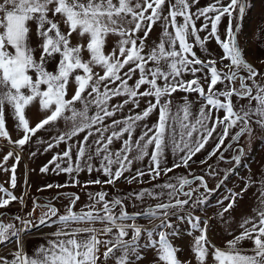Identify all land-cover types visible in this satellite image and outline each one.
Returning a JSON list of instances; mask_svg holds the SVG:
<instances>
[{
  "label": "snow or ice",
  "instance_id": "snow-or-ice-1",
  "mask_svg": "<svg viewBox=\"0 0 264 264\" xmlns=\"http://www.w3.org/2000/svg\"><path fill=\"white\" fill-rule=\"evenodd\" d=\"M198 3L199 0H0V138L22 149L39 130L63 119L69 126L54 138L55 143L70 141L81 133L85 135L77 144L75 166L71 146L49 163H55V170L71 176L73 172L78 175L85 167L91 173V161L99 159L96 171L106 179L90 180L83 185L87 187L89 184L114 186L125 172L132 171L135 161L145 157H148L147 172L137 169L134 175L124 177L129 184L143 183L145 175L156 180L162 173L166 176L175 168L189 167L193 156L205 148L221 127L222 131L216 137L218 143L208 157L200 161L201 164L216 155L233 128L239 129L231 135V141L235 143L245 134L251 136L253 125L264 130V73L245 60L237 41L238 21L249 7V0H213L192 11ZM225 17L228 23L221 38L218 27ZM201 18L203 23L197 27L196 21ZM29 22L36 25L38 60L35 49L30 46ZM157 23L162 27L159 42L145 51L148 47L146 41ZM201 32L207 35L201 37ZM74 35L80 40L76 45L72 44ZM110 35L118 39L115 47L106 52ZM212 38L223 55L219 60L200 59L194 48L206 50L205 45ZM53 62L54 70L49 71L47 65ZM218 63L222 64V71L218 70ZM96 68L101 69L102 74L95 71ZM197 73L203 75L197 76ZM185 75L193 78L185 80ZM133 80L134 83L129 84ZM72 82L75 88L69 98ZM218 84L223 88H217ZM177 91L198 94L200 107L195 116L192 102L187 97L173 111L171 97ZM114 97L125 99L110 104ZM141 98H154V101L147 99V106L135 112L140 107ZM242 100L247 103L240 104ZM78 103L81 105L79 109L76 107ZM34 104H38L43 116L32 126L27 109ZM126 105H132L130 114L115 119L116 113ZM92 107L95 112L90 115ZM154 111H158L156 122L141 124ZM221 111L222 118L218 115ZM9 113L15 129L22 133L15 141L11 140L6 127ZM213 113H217L215 118ZM108 119L111 123H106ZM137 127L143 130L134 138ZM114 141L122 142L115 151L111 148ZM53 146L49 143L45 150ZM169 149L177 157L172 167L167 166L166 152ZM133 152L135 155H130ZM235 152L232 160L239 164L244 149L240 147ZM13 157L19 162L20 156L9 151L0 168L9 171L4 165ZM63 158L68 160L66 168L56 163ZM220 158L223 159L222 153ZM48 170L47 165L41 168V172ZM209 170L211 174V166ZM10 171V186L14 189L16 164ZM176 180V183L157 185L168 190V202L135 214L126 210L122 198L108 199V193L103 189L87 193L89 203L78 212L73 209L79 195L62 193L70 201L66 214L58 215L56 208L46 204L43 207L47 211L39 219L40 224L59 223L60 227L52 234L56 239L48 241L47 246L41 245L31 256L23 251L20 233L34 226L32 221L15 217L22 226L20 229L14 224L0 222V244L10 237H15L18 244V250L11 254L12 259L0 256V264H100L101 246L105 249L103 264L110 259L115 264H139L144 259L142 248L155 250L157 264H182L177 255L179 250L170 240V237L179 235L170 217L175 214L174 210L189 204L196 192L191 187L193 180H199L200 186L209 190L201 176L193 179L181 176ZM79 183L73 180L71 186ZM251 183L249 181L239 193H229L226 199L230 202L224 212L233 208L236 198H242ZM67 186L55 185L57 188ZM186 186L187 191L184 190ZM0 193V209L17 199L23 203L22 197H16L3 186H0ZM129 196L141 201L146 196L159 199L155 191L148 189L129 193ZM258 202L257 219H245L240 225L241 233L228 241L224 248L211 244L207 237V221L202 227L199 217L191 214L178 216L177 219L186 220L190 226L188 235L199 233L191 245L196 264H208L209 256L212 264H264V191L260 192ZM38 206L33 201L32 211L35 212ZM117 207L120 209L118 213L114 211ZM139 216L160 223L152 229H144L137 223ZM97 223L103 227H95ZM145 233L146 240L141 245ZM102 236L108 238L101 239ZM245 240L253 245L250 255L238 247Z\"/></svg>",
  "mask_w": 264,
  "mask_h": 264
},
{
  "label": "rangeland",
  "instance_id": "rangeland-1",
  "mask_svg": "<svg viewBox=\"0 0 264 264\" xmlns=\"http://www.w3.org/2000/svg\"><path fill=\"white\" fill-rule=\"evenodd\" d=\"M213 0H199V3L192 8V11H195L196 8H202L210 3ZM227 2V0H225ZM262 5V0H249V7L247 8L243 18L241 19L239 32L237 33V41L239 47L242 49L245 60L251 64L254 68L259 70H263L264 72V64L261 61H264V15L261 12L260 8ZM203 23V18L196 21L197 27H199ZM227 17L223 18L221 24L218 27V32L221 38L224 37V31L227 27ZM30 27V46L35 49V56L37 60L39 59V40L36 35V25L34 22H29ZM62 30H65L64 25H61ZM162 33V27L160 23L154 25L151 33L149 34V38L146 41L148 47H146L145 51H148L151 46L155 43L159 42V37ZM142 35V34H141ZM201 37L207 35L206 32L200 33ZM118 37L110 35L107 38L106 43V52H110L113 47H115V42ZM80 40L77 36L72 37V44L76 45ZM206 50H201L199 47H195L194 51H196L197 56L202 60L207 59H216L223 55L222 49L216 43L215 39H210L205 45ZM84 58L87 59V54L84 53ZM58 59V58H57ZM224 63H228V61H224ZM55 67V62L47 65L49 71H53ZM218 70H223L222 64H217ZM95 71L101 72L102 70L96 68ZM246 75V73H241ZM203 73H197V76H202ZM193 77L191 75H185L184 79L189 80ZM135 79V78H134ZM134 83L133 81H129V84ZM163 82L161 81V84ZM203 83V80H201ZM238 87V82L237 85ZM206 87V85H205ZM75 84L72 82L69 87V98L74 91ZM217 88H223V85H217ZM143 90V89H142ZM187 97L189 101L192 102V113L195 116L200 107V102L198 99L197 93H186L182 91H177L171 97L173 103V111H175V106L183 104L184 98ZM125 97H114L110 104H118L122 102ZM147 99L154 98H141L140 107L136 108L134 111L139 112L141 109L146 107L145 101ZM235 100V98H233ZM240 104L247 103L246 100L239 101ZM76 107L79 109L81 105L78 103ZM132 105H126L122 111L116 113L115 119H122L128 116L129 108ZM95 112V108L92 107L89 110V114H93ZM70 114V113H69ZM217 113H213V118H215ZM218 115L222 118L223 112H219ZM43 116V113L39 111L38 104H34L27 109V117L30 120L32 126L38 122V120ZM158 117V111H154L153 114L148 118L147 121L141 122L147 123L149 125L154 124ZM106 123H111V119L106 120ZM69 125L65 123L63 119L57 121L53 125L46 126L44 129L39 130L35 135H33L29 142H27L22 149L16 148L14 145L7 143L8 141L4 138H0V158H3L9 151H14L20 156V160L17 163L15 157L10 158L7 161V164L4 167L8 168L9 171H4L3 168H0V186H3L5 189L13 192V194L18 198H23V203H21L20 199L13 201L6 208L0 209V212L4 211L8 214H13L19 217H24L32 221V224L35 225L39 222L40 217L47 211V208L43 207L41 203H43L42 198H50L55 194H59L57 198L54 200L53 204L57 208L58 215L66 214V209L70 204L69 199L61 195L64 192L75 193L79 195L80 199L76 202L74 211H79L86 204L89 203V198L87 193L89 192H98L102 189L108 193V199H112L113 197H119L124 200V204L126 210L130 212H140L144 210L146 207L155 206L158 203H166L168 202V196L166 189H162L157 187V185H162L166 182L176 183L177 177H188L189 179L196 176L202 175L206 179V184L209 189H215L217 183L220 179L225 175L227 170L233 165V160H226L229 158L233 147L235 145H240L243 147L244 152L239 164H237L234 171L229 172L226 177L220 182L219 187L215 191H205L203 187L200 186L199 180H193L191 185L192 188L196 189V192L193 193V197L190 200L188 205H185L184 208L174 210L175 214L170 217L172 224L175 229L178 231L179 237L178 239L184 240L189 237L187 233L190 231V226L185 221H181L177 219L178 216L187 217L191 214L194 217H199L201 220V226L203 227V222H208L207 229V237L211 241V233L215 234V238L219 240L220 246L219 248H224L228 241L234 239L236 235H239L242 231L240 225L241 223L248 218L255 219V216H248L252 210L259 208L258 198L261 191H264V156L263 154H258L259 142L260 139H264V130L253 125V132L251 136L245 134L242 136L238 143L232 142L231 147L229 145L223 150V148L231 141V135L235 134L238 131V128H233L230 132L228 138L225 139L224 144L221 146V149L216 153V155L212 156L210 159H207V162L201 164L200 161L205 160L208 157V153L211 152L216 144L218 143V139L216 138L219 133L222 131V127L217 129V132L213 134V138L209 140L206 144L205 148L201 150V152L197 153L193 156L192 161L189 162V167H179L175 168L174 171L168 173L166 176L162 173L161 176L152 180L151 177L145 175L142 177L143 183L134 182L129 184L127 180L124 178L126 176L134 175L137 169H141L147 172L148 169V157H145L144 160L135 161L132 165L131 172H125L124 176L121 177L118 181H116L115 185H96L89 184L87 187H84L88 181L101 179L104 180L106 177L101 173L96 171L99 168V159H93L91 164L93 165V171L91 173L88 172L85 167L84 170L80 171L77 175L75 172L71 174V176L63 171L55 170V163H49L52 161L54 156L58 154H62L65 150L71 146L72 148V163L75 166V158L77 151V144L80 139L83 138L85 133H81L79 137H74L72 140L67 142L55 143L54 138L61 132L65 131ZM7 130L9 131L10 138L12 141H15L21 138L22 133L17 131L14 127V121L9 113L7 124ZM142 127H137L133 133V137H138L142 131ZM53 143L54 146L49 149L48 144ZM121 141H114L111 146L112 150L115 151L117 148L121 146ZM237 149V148H236ZM223 150V151H222ZM222 151V152H221ZM221 153L223 154V159H221ZM236 153V152H235ZM34 154V155H33ZM130 155H135V152ZM220 155V157H219ZM167 157V166L172 167V164L177 160V157L173 154V152L169 149L166 152ZM56 163L60 164L61 168H66L68 166L67 158L60 159L56 161ZM16 164V187L13 189L10 186V177H11V166ZM48 166L47 172H41V168L44 166ZM209 166H211V174L209 170ZM115 167V166H114ZM251 167V171L249 170ZM249 170V171H248ZM245 171L248 174H253L252 179L249 180L247 176H245ZM5 172V175H2ZM189 173L192 176H189ZM9 175L10 177H7ZM73 180H78L80 183L73 187L71 183ZM9 181V182H8ZM251 181V185L248 187L247 191L242 193V198L237 197L233 208L229 209L228 212H224L223 209L230 202L226 197L229 196L230 192H241L244 189L245 185ZM69 185L67 187L57 188L55 185ZM47 185H53L52 188H47ZM40 189H43L42 191ZM143 189H148L150 191H155L159 195V199H153L150 197H145L142 201L136 200L134 197L129 196V193L139 192ZM185 191L189 190L186 186ZM252 191L256 193L248 195L247 192ZM2 195V193H0ZM255 197V199L253 198ZM182 199H186V197H181ZM200 201L197 203V201ZM33 201H36L38 207H36L35 212L33 209ZM119 207H117L114 211L119 212ZM28 213H32L31 216ZM2 220L4 224H14L17 229H20L22 226L18 220L13 216L2 215ZM53 220H57V217H53ZM131 223V221H128ZM137 223L143 226L144 229H152L155 225L159 224V220H149L143 216H139L137 218ZM48 224L54 226L56 223L49 222ZM77 225H73L76 227ZM83 226V225H81ZM97 228H102L103 225L97 223L94 225ZM250 227V225H248ZM37 229V228H36ZM26 231H22L26 233ZM35 230V229H34ZM195 236L199 235L198 232L193 233ZM131 232L129 233V236ZM193 236L192 239L195 237ZM157 238V237H155ZM174 237H170V240L173 241ZM146 240V233L142 236L140 243L143 245ZM176 248H178V259L182 262V264H195L191 263L189 258L183 259V255H189L188 247L184 245V242H171ZM248 240L242 241L238 247L242 250L247 246ZM211 244L217 246V243L212 242ZM145 248H142L143 250ZM113 260H108L107 264H114ZM139 264H153L151 261H147L146 259L139 262ZM157 264V261L156 263Z\"/></svg>",
  "mask_w": 264,
  "mask_h": 264
},
{
  "label": "crops",
  "instance_id": "crops-1",
  "mask_svg": "<svg viewBox=\"0 0 264 264\" xmlns=\"http://www.w3.org/2000/svg\"><path fill=\"white\" fill-rule=\"evenodd\" d=\"M260 10H261V12L264 15V0H262V5H261ZM261 73H264L263 70H261ZM258 146H259L258 154L261 153L264 156V139H260V142H259ZM0 163H3V158H0ZM249 168H250L249 170L251 171V167H249ZM2 175L6 176L5 172H3ZM252 175L253 174H250V175L248 174V176H247V172L245 171V176H247L249 180L252 179ZM7 177H10V176L7 175ZM255 193H256V191H255ZM255 193L252 192V191L247 192L248 195H250V194L254 195ZM253 198L255 199V197H253ZM256 210L257 209L252 210L251 213L248 216H255L256 217L255 219H257ZM59 227H60L59 223H56L54 226H52L50 224H44V225L38 227L35 230H28L26 233L21 232L20 233V241H21V243L23 245V251L25 253H27L29 256H31L35 252V250L38 249L41 245L47 246L48 241L56 239V237H54L52 234L55 233L58 230ZM193 236H195V234H193V235H191V236H189V237H187V238H185L184 240H181V241H180V239H178L179 237L175 236L173 241L171 240V242H175L177 244H178V242H181V243L184 242V245H186L188 247L189 255H186V256L183 255L182 258L184 260L189 258L191 263L195 262V264H196L194 255H193V253L191 251V245L194 242V238L192 239ZM107 238L108 237H103V236L101 237V239H107ZM210 238H211L212 242L217 243L216 247L220 246V244H219L220 242H219L218 239L215 238V234L213 232L211 233V237ZM157 239H158V237H157ZM248 242L249 243L247 244V246L244 248L243 251L246 254L250 255V254H252L250 252V249L253 247V245L251 244L250 241H248ZM17 250H18V244L16 242L15 237H10L9 240L4 242L3 244H0V256H7L8 259H12V255L11 254L14 253ZM104 250H105L104 247L101 246L100 254H101V259L102 260H103L102 253H103ZM141 251H142V253L144 255V259H146L147 261L153 262V264L156 263L157 260H156V253H155L154 249L145 248V249H143ZM112 262L115 264L114 261H112ZM208 264H212L211 256L208 257Z\"/></svg>",
  "mask_w": 264,
  "mask_h": 264
},
{
  "label": "water",
  "instance_id": "water-1",
  "mask_svg": "<svg viewBox=\"0 0 264 264\" xmlns=\"http://www.w3.org/2000/svg\"><path fill=\"white\" fill-rule=\"evenodd\" d=\"M238 23H239V25H240V23H241V19L238 21ZM232 143V141H229V143L223 148V150H225V148L229 145V144H231ZM241 146L240 145H235L234 147H233V151H232V153H231V155H230V157L229 158H226V160L228 161V160H232V157H233V155H235L236 153H235V149L236 148H240ZM222 150V151H223ZM221 151V152H222ZM219 157H220V155H219ZM236 166H237V164L233 161V165L227 170V172L225 173V175L220 179V181L217 183V185H216V187H215V189H209L208 187H207V189L209 190V191H215L218 187H219V185H220V182L226 177V175L229 173V172H232V171H234L235 170V168H236ZM196 176H201V177H203L202 175H196ZM196 176H194V177H196ZM204 178V177H203ZM190 179H193V177L192 178H190ZM204 182H205V184H206V179L204 178ZM207 185V184H206ZM64 193H68V194H72V193H70V192H64ZM59 194H55V195H53L52 197H50V198H42L43 199V203H41V205L42 206H44V205H46V204H50L51 205V207H54V208H56V206L53 204V202H54V200L57 198V196H58ZM156 206V205H155ZM155 206H151V207H146L145 209H148V208H154ZM57 209V208H56ZM144 209V210H145ZM132 214H135V213H137V212H131ZM8 215V216H13V217H17L16 215H13V214H8V213H6V212H4V211H2V212H0V222H3L4 223V221L2 220V215ZM42 225H44V224H40L39 222L38 223H36L34 226H31V227H29V229H31V230H34V229H36V228H38V227H40V226H42Z\"/></svg>",
  "mask_w": 264,
  "mask_h": 264
},
{
  "label": "built area",
  "instance_id": "built-area-1",
  "mask_svg": "<svg viewBox=\"0 0 264 264\" xmlns=\"http://www.w3.org/2000/svg\"><path fill=\"white\" fill-rule=\"evenodd\" d=\"M100 264H103V260L101 259V262H100Z\"/></svg>",
  "mask_w": 264,
  "mask_h": 264
},
{
  "label": "trees",
  "instance_id": "trees-1",
  "mask_svg": "<svg viewBox=\"0 0 264 264\" xmlns=\"http://www.w3.org/2000/svg\"><path fill=\"white\" fill-rule=\"evenodd\" d=\"M131 213V212H130ZM132 214V213H131Z\"/></svg>",
  "mask_w": 264,
  "mask_h": 264
}]
</instances>
